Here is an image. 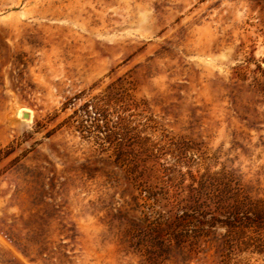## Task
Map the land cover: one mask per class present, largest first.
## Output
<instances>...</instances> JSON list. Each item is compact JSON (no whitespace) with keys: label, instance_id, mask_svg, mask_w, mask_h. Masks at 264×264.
<instances>
[{"label":"rangeland","instance_id":"1","mask_svg":"<svg viewBox=\"0 0 264 264\" xmlns=\"http://www.w3.org/2000/svg\"><path fill=\"white\" fill-rule=\"evenodd\" d=\"M0 264H264V0H0Z\"/></svg>","mask_w":264,"mask_h":264}]
</instances>
